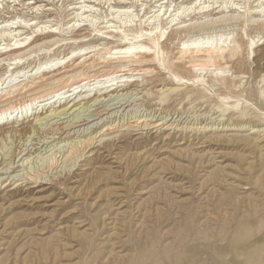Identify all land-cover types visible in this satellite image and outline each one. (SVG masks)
<instances>
[{"label":"rangeland","instance_id":"rangeland-1","mask_svg":"<svg viewBox=\"0 0 264 264\" xmlns=\"http://www.w3.org/2000/svg\"><path fill=\"white\" fill-rule=\"evenodd\" d=\"M20 1L0 0V27L11 21L33 25L22 30L21 34L25 37L34 32V27L39 26L29 43L36 37L40 40L16 52L15 42H11L13 38L3 37L0 32V78L8 66L15 62V57H21L23 61L14 67L30 70L53 56H68L74 49L85 45L97 46L98 49H106L109 44V47L117 46L120 35L115 33L110 38L98 31L110 32L111 29L119 28L122 33L128 34L130 29L132 31L137 27L151 28L159 23L154 16L161 3L166 1L163 6H169L166 19L170 14H175L173 10L182 8L183 3L190 6L193 2L161 0L157 4L158 0H137V5L136 2L126 0L130 4L124 6H131L132 13L125 15L118 13V7L122 4L120 2L125 0H48V3L38 4L42 10L39 9V12L29 6L30 2ZM215 1L206 0V3L205 0H200L197 6H211L210 12L196 15L197 17L192 13L191 17L186 16L182 20H192L188 24L198 25L214 22L213 26L205 29L206 31L193 30L191 34L177 30L181 33H175L166 44L174 54L182 41L192 35L198 38L200 35L208 37L226 33L230 34L229 39L224 37L227 44L232 39L243 41L242 55L236 57L238 61L234 59L230 65L231 72H226L225 75L230 78L234 74L238 76V82L244 83L242 90L245 95L239 98L240 108L252 104V111L249 113L251 119L245 123L246 129L236 118L229 119L228 113L231 110L223 116L219 109L222 104L224 107L221 109L235 104V97L240 94L238 91L241 88L219 90V87L209 85L210 98H201L195 91L193 94L198 100L170 97L169 103L160 105L157 93L175 86L168 82L167 73L165 75L162 71L158 76H140L139 83L126 90L119 88L108 96L104 95L105 97L101 95L104 91H94L92 97L82 103L85 104L83 110L90 107L92 111L95 105L93 101L100 95L102 97H98L99 107L108 108L111 113L100 120L91 118L89 126L72 130L65 136L67 140L63 145L67 142L75 143L80 137L82 140L94 136L105 128V124L114 122L116 125L120 123L121 126H127L125 124L139 117L147 120H168L170 123L175 122L174 126L177 127L171 131L165 130V126L162 134L155 133L156 130L135 131L136 133L123 131L120 139L113 145L107 143L103 147L94 148L98 153L85 166V170L75 169L70 176L63 174L60 181L55 180L52 184L39 185L25 181L8 193L5 191L12 184L6 186L5 181L0 188V264H230L233 259L232 239L239 233L240 224L248 223L254 236L264 237V157L260 156L262 153L252 140L232 138L236 134L249 135L250 139L259 137L264 145V104L259 101L258 96L264 76V27L253 23L254 20H259L264 24V17L263 14L254 16L250 21H242L241 24L230 20L219 21L223 17L230 19L239 14L228 13L231 8L222 13L223 7L236 6L244 12L248 8L256 9L261 4L264 5V1ZM81 6L91 7L84 16L89 19L80 23L82 26H78V23L73 28L72 25L80 20L77 9ZM166 23L164 20L163 25ZM171 26L166 35L171 31ZM50 31H57V36L45 39ZM224 38L221 43L225 41ZM251 40H255L254 49L258 50V54H251ZM52 41L59 43L51 46ZM7 45L10 47L5 50ZM223 95L232 98L222 102L219 96ZM48 109L49 106L46 111ZM48 114L49 112L40 115L39 121L35 117L23 121L25 113L13 117L10 121L14 124L7 127L4 134L0 132V145L6 139L10 148L13 140H17L14 145L17 146L27 138V146L24 147L27 157L34 159L39 166L42 165L41 161L53 153L61 160L63 155L56 150L65 138L53 141L40 124L50 120H43ZM89 114L90 112L86 113ZM14 129L23 135H15L12 131ZM124 129L126 128L123 127ZM253 129H259V132L252 133ZM169 132H172L171 136H168ZM137 133L143 134L134 136ZM109 151L115 154L117 160L109 156ZM19 160H16L13 170L11 168L10 171H3L21 179V176L16 175H22L25 168H22V161L18 162ZM45 168L46 164L39 171H47ZM0 176L7 179L9 175ZM32 185L35 188L29 189ZM259 264H264V258Z\"/></svg>","mask_w":264,"mask_h":264},{"label":"bare ground","instance_id":"bare-ground-1","mask_svg":"<svg viewBox=\"0 0 264 264\" xmlns=\"http://www.w3.org/2000/svg\"><path fill=\"white\" fill-rule=\"evenodd\" d=\"M23 1H26L27 3L30 2L29 6L35 11L37 10L39 12V9L41 8V6H38V4L47 2L48 0H23ZM130 1L132 3L136 2L135 4L138 5L137 0H130ZM160 2L161 0H158L157 4L158 3L160 4ZM165 2L163 4L161 3L160 5H158L159 6L158 10L156 9L157 11L155 13L156 15L154 16V19L155 21L157 20L156 22H159V23L158 25L156 24L153 25L155 27L152 26L151 28L149 27V28H143V29H139L137 27L135 30H132V31L130 29V33L128 34L126 32H125L126 34L122 33L121 29L119 28H116L113 30L111 29L112 28L111 26H110L111 28L104 27L105 29H111L110 32H103L102 30H99V31L94 30V31H98V33L100 34L101 33L106 34L108 37L114 35L115 33H116L115 35H120V43L117 46L109 47L110 45L109 44L108 48L106 49H98L97 46L91 47V46L85 45L83 47L74 49L68 56H63V57L53 56L48 61L40 63L38 64V66H35L33 69H30V70L26 68H19V66L14 67V65H20L23 61V58L15 57L14 59L15 62L8 66V69L6 70L5 74L0 78V132H3L4 134L5 129L14 124V122L10 120L13 117H19L18 116L19 114L25 113L26 117L23 119V121L30 120L32 117H35L34 119H36V121H39V117H41L40 115H43L44 113L47 114L49 112L48 116L46 118H43V120L44 121L49 120V119L50 120L46 121L45 124L40 123L41 125L44 126L43 130L45 131V133H47V135L51 136L53 141L57 139H61V138L63 139V137L65 138L66 135H69L72 130L85 127V126H89L91 124V121H89V119L97 118L96 120H100L106 115H109L110 109L108 108L102 109L101 108L102 106L99 107L98 99L100 97L102 96L105 97L104 95L108 96L109 94L114 93V91L118 90L119 88H122V89L125 88L126 90L134 86L136 83H139L140 76L141 77L142 76L145 77L147 75L154 76V74L158 76L159 74L161 75L162 71L165 72V75L167 73L168 82L174 83L175 86L164 89L162 93H157L160 105H166V103H169L168 100L170 97H181V100L182 99L183 100L192 99V98H195V100H198L199 98L193 94L195 93V91H197L196 93L199 94L201 98H210L209 97L210 96L209 85H212L213 87L217 86L219 87V90L222 88H226L227 90L228 89L237 90V88L239 89L241 88V91L240 90L238 91V93L240 92V94L237 97H235L237 101L235 104L231 106L229 105V107H225L224 109H221L222 107H224V104H222L219 107V109L221 110L223 116H225L226 112H229L231 110V112L228 113L229 119L233 120L234 118H236V120L239 121V124L241 126L244 125L245 127V123H248L247 121L251 119V116L249 113L250 111H252V109L250 108L252 104L251 105L249 104V106L245 108H240L239 98L240 96L244 97L245 95V91L242 90L243 88L242 85L244 83L241 84V82H238L237 81L238 76H234V74H231L230 78H228V75H225L226 72L228 73L231 72L232 68L230 69V65L233 64L234 59L242 55L243 45H244L243 41L241 39L231 38L232 40L230 41V43L227 44V39H229L228 36L230 34L227 35L226 33L221 34V36H218V35L213 36L215 35L213 34L208 37L206 36L201 37L200 35V37L197 36L198 38L196 37L194 38L192 37L193 36L192 35L188 39L183 40L177 52L173 54L169 51L166 42L169 41L170 38L175 33H181V32H177V30H183V32H187L188 34H191L192 31L196 29H198L199 31H206L205 29H208L210 28V26H213L214 22H206L204 24L198 25V24H188V22H192V20L182 21L183 19H186L185 18L186 16L187 18L191 17L192 13L194 14V16H196V15H201V14L204 15L210 12L209 9L211 6L210 7L207 5L206 6L204 5L203 7H200L201 5L197 6V3L199 4L200 0H193L190 6L182 2L183 7L173 10L175 14L174 15L170 14V17L165 19V16H167V14L169 13V9H168L169 6L168 7L163 6ZM215 2H217V0ZM84 3H86V1ZM120 3L122 4H120V6L118 7V9L120 10L118 11V13L128 15L130 11H132L131 6L129 7V6H124V5H129L130 3L128 1L126 2V0L125 2H120ZM257 3H261V0L257 1ZM184 4L186 5L184 6ZM263 6L264 5L261 4V6L256 7V9L248 8L244 12H242V10L237 8L236 6L223 7V8L220 7L222 8V11H221L222 13L227 12V9L231 8V10L228 13L238 12L239 14L236 16H232L230 19H228V17H223L222 18L223 20L220 19L219 21L222 22V21L230 20L234 22H239L241 24L242 21L244 22L248 20L250 21L251 19H253L254 16H261L263 14V17H264V10H258V9H263L264 8ZM88 8H91V7L81 6L77 9L79 10L77 17L80 20H77L76 23L74 22L75 24L72 25L73 28L75 25L77 26L78 23L82 24V22H84L87 18L89 19V17H84L86 13H88V10H87ZM163 8L164 9L167 8V9L162 11ZM211 11H213V9ZM164 20H166L167 22L165 25H163ZM11 22L9 24L6 23L4 26L0 27V30H1L0 32H2L3 37L13 38L11 42H15L14 47H15L16 52H20L22 51V49H25L26 47L28 48L32 46L34 43H37L38 40H40V38L36 37L33 40V42L29 43V41L32 39V35L36 32L37 29L40 28L39 26L34 27L35 29L33 28L34 32L32 34H29L28 36L24 37V34H21L22 30L25 29V27L28 28L33 25H30V24L24 25L22 24V22H18V21L16 22L13 21L12 23ZM253 23H256L258 27H264V24L260 23L259 20L257 22L256 20H254ZM81 24L78 26H82ZM170 25H172L171 31L169 32L168 35H166L167 30ZM184 29H187V30H184ZM174 30H176V32ZM56 32L57 31L48 32L45 39L56 37L58 34ZM210 32H213V31H210ZM224 37H227V39H225ZM76 38H72V39H76ZM223 38L225 39V41L221 43V40ZM52 43H51L52 44L51 46H55L59 43V41L57 42L52 41ZM255 45H256L255 40H251V44H250L251 54H254V55L258 54V50L254 49ZM9 47L10 45H7L5 50L8 49ZM48 50L50 51V49ZM143 82L144 81H141V83ZM262 83L263 85L260 88L258 96H259V101H262L264 104V76H263ZM94 91L96 92L104 91V93L101 94L102 96L98 95V97L100 96L99 98L97 97L96 99H94L93 103L95 105L93 106L94 109L93 110L91 109L92 111H90L89 109L90 107L87 110H83L84 109L83 106L85 104H82V103L85 100H88ZM219 97L222 102L227 101L230 98H232L231 96H224V95L219 96ZM48 106H49L48 110L50 111L48 110L46 111ZM29 112H31L30 113L31 116ZM87 112H90V114L86 115ZM61 117H64V118H61ZM56 118H58L59 121H54ZM18 122L19 120L17 119L16 123ZM113 123H109L108 125L105 124V128L103 130H100V132L94 136L85 137L82 140H80L81 137L80 138L78 137L79 141L77 142L74 141L75 143L67 142V144L63 145L62 143L66 142L67 138L61 140V142L59 143L60 145L57 143L59 147H58V150L56 151H59L58 153H60L61 156L63 155L62 159L61 160L57 159L56 158L57 155H54L53 153L48 158H45L44 161L40 162V164L42 163V165L46 164L45 169H47V171L45 170L39 171L42 165L39 166L38 163L34 162V159L27 157L28 156V153H26L27 150L24 149V147L27 146V144H25V142L27 143V140H28L27 138H26V141L23 140V143L18 144L17 146H14L16 145L17 140L16 141L13 140V142H11L12 146L10 148H9V145H7V142H6L7 140L5 139L4 141L1 142V145H0V175H9V176L7 179L3 176H0V184H1L0 188H2V185L5 181H6L5 183L6 186H10L12 184V186L9 187L8 190L5 191L8 193L18 188V186H20L21 184H24L25 181L27 183L39 184V185L40 184L48 185L49 183L52 184L55 180L60 181L59 178L61 177V175L65 174L66 176H70L74 173L75 169L76 170L84 169L86 165L90 164L93 156H95L96 153H98V151L94 150L96 146L103 147L107 143H109L110 146L113 145L118 139H120V137L122 136L121 132L123 131L124 132L125 131H132V132H135V131L148 132L149 131L150 132V131L156 130L155 133L158 132V134H162L165 126H166L165 130H171V131L173 128L176 129L177 127V126L176 127L174 126L175 122L170 123V121L168 120L164 121L161 119L147 120V119H143L142 117L136 118V120H134L133 122L129 124H125L127 126H121L120 123H118L117 125ZM123 127H125L126 129L123 130ZM232 130L241 131V129H232ZM253 130L254 131L252 133L259 132L258 131L259 129L258 130L253 129ZM12 131H14L15 135L17 134L23 135L22 132H18L15 129ZM200 132L202 131L200 130ZM171 133L169 132L168 136H171ZM139 134H143V133H137V134H134V136L139 135ZM233 137L239 138L240 140H243V141L252 140V143L255 144L257 148L260 149L262 153L260 156L264 157V145H262L263 142H260L261 138L258 137V138L250 139L249 135L239 136L237 134L232 136V138ZM61 156L58 158H61ZM109 156L117 160L115 154L112 153L111 151H109ZM17 159H20L18 162L22 161L21 163L22 168H25L24 173L22 175L20 174L16 175L18 177L21 176L22 177L21 179L20 178L16 179L15 176H11V174L8 173L7 171H3V170L10 171L11 168H12L11 170H13V167L16 164ZM42 169H44V167ZM9 180H10V183H9ZM243 187L244 186H242V188ZM28 188L33 189L35 188V186L32 185V186H29ZM231 253H232L233 259H231L230 264H259L264 258V237L260 238V237L254 236L252 227L248 223H242L239 225V233L235 235L232 239V252Z\"/></svg>","mask_w":264,"mask_h":264}]
</instances>
